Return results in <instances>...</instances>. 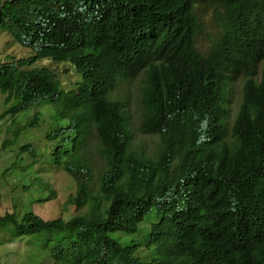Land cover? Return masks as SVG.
<instances>
[{
	"label": "trees",
	"instance_id": "trees-1",
	"mask_svg": "<svg viewBox=\"0 0 264 264\" xmlns=\"http://www.w3.org/2000/svg\"><path fill=\"white\" fill-rule=\"evenodd\" d=\"M197 1L0 0V33L29 50L0 51V118H25L2 148L50 117L45 146L23 143L17 162L32 160L11 166L33 173L23 186L37 194L0 213V231L25 241L26 264H264V0H218L221 35L205 53ZM47 59L79 79L62 88L37 65ZM140 73V130L158 136L148 152L133 148L113 95ZM239 73L229 123L227 86ZM92 131L103 157L95 177L83 152ZM36 165L67 174L79 212L44 219L31 209L52 198Z\"/></svg>",
	"mask_w": 264,
	"mask_h": 264
},
{
	"label": "rangeland",
	"instance_id": "rangeland-1",
	"mask_svg": "<svg viewBox=\"0 0 264 264\" xmlns=\"http://www.w3.org/2000/svg\"><path fill=\"white\" fill-rule=\"evenodd\" d=\"M194 13L199 22L195 44L199 51L205 53L211 47L213 41L221 35L222 24L219 16L222 9L218 0H198L194 6ZM0 51H2V55L9 53L15 57L29 54L28 49L14 44L5 33H0ZM37 65H46L53 68L62 88L71 87L79 79L78 73L67 62L56 63L47 59L37 62ZM245 78V75L239 73L228 83L229 123L233 121L242 100V87ZM142 81V73L131 80H120L113 90V95L126 104L133 134V148L148 152L156 146L158 136L140 130L143 112L141 104ZM3 108V95L0 94V113ZM42 118L43 124L39 125L40 127L34 126L24 129L20 132L18 139L15 141L16 143L14 142V144L5 148L1 146L2 141L11 137L12 129L16 125L23 128L25 118L20 115L14 117L6 115L0 118V213L12 210V208L20 209L22 205L30 203L28 200L33 199L37 194V191L32 190V187L23 186L33 177V173H26V171L11 166L13 162H16L21 167L32 160L23 153L21 154L22 160L17 162V155L20 154L19 147L23 143H30V147L37 151L45 146L44 133L50 117L45 114ZM83 152L90 163L93 177H95L103 166V157L100 153V143L93 131L84 143ZM37 167L38 165L32 171H38V175L43 178L48 189L52 191V198L42 202H34L31 209L44 219L67 218L72 213L79 212L81 209H76L75 204L67 202L68 193L71 189V180L67 174L57 168L49 170V172H41L42 170H38ZM0 237L3 240L0 243V264H26L24 262L26 255L25 241L19 238H9L10 236L3 231H0Z\"/></svg>",
	"mask_w": 264,
	"mask_h": 264
}]
</instances>
